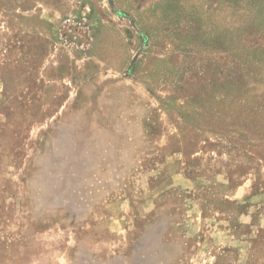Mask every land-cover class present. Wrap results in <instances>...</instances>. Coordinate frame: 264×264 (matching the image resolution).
Instances as JSON below:
<instances>
[{
	"label": "rangeland",
	"instance_id": "374dc122",
	"mask_svg": "<svg viewBox=\"0 0 264 264\" xmlns=\"http://www.w3.org/2000/svg\"><path fill=\"white\" fill-rule=\"evenodd\" d=\"M0 264H264V0H0Z\"/></svg>",
	"mask_w": 264,
	"mask_h": 264
},
{
	"label": "built area",
	"instance_id": "2783aa9c",
	"mask_svg": "<svg viewBox=\"0 0 264 264\" xmlns=\"http://www.w3.org/2000/svg\"><path fill=\"white\" fill-rule=\"evenodd\" d=\"M91 7L84 5L78 13L66 15L58 24L59 43L73 51H86L91 44L89 15Z\"/></svg>",
	"mask_w": 264,
	"mask_h": 264
}]
</instances>
